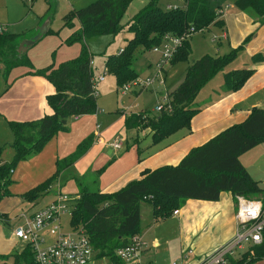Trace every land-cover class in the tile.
<instances>
[{"label":"crops","instance_id":"1","mask_svg":"<svg viewBox=\"0 0 264 264\" xmlns=\"http://www.w3.org/2000/svg\"><path fill=\"white\" fill-rule=\"evenodd\" d=\"M217 1L221 4L218 18L223 21V26L220 28L210 25L208 29L217 31L212 36L213 42L217 40L218 45L221 42L226 44L219 46L214 55L223 54L232 48L238 50L234 58L222 70L215 73L197 93L194 104L199 111L191 118L189 128H179L159 141L152 142L148 129H127L125 125L127 114L151 112L147 107L139 106L136 101L133 107L138 108L132 110L133 108L121 106L117 100L102 101L98 98L97 113L70 117L66 130L59 131L41 151L18 162L12 171L9 186L11 194L0 200V214L8 216L9 211L20 206L21 211L33 213L52 201L57 191L77 196L81 187L85 186L100 192L112 193L127 182L139 178L145 169L176 165L193 147L203 144L228 126L241 122L252 108H264V16L258 17L250 12L241 11L230 0ZM73 2L71 0L68 3L65 13L76 8ZM179 2L180 0L176 4ZM131 4L132 2L128 7L132 8V12L127 20L145 2L134 6ZM7 23H4L7 31L18 37L6 48L15 45L17 55L27 59L29 63L23 61L8 66L4 64V60L9 61L13 52H6L5 58L1 55L0 144L5 148H8L13 141V134L8 128L7 121L33 120L52 112L46 96L54 92V86L45 76L35 73V70L48 65H53L55 68L60 63L75 58L80 52L79 44L72 46L64 44L63 41L72 30L65 29L62 37L63 21L62 25L58 26V36H52L55 40L44 41V43L50 42L53 48L55 47L56 55H59L60 60H56L54 64L46 62L45 54L48 49L40 46V41L48 36V31L54 29L50 16L45 18V16L33 15L31 26L20 31L10 30ZM73 26L76 30L80 24L74 20ZM41 28L40 38L32 44H27L26 42L31 40ZM121 48L123 47H120L116 53ZM258 53L261 54L262 59L252 62V56ZM160 58L158 52L149 50L147 63L140 66V75L145 77L152 74L153 65ZM90 64L92 69L97 67L92 58ZM176 64L164 66L163 83L140 89L135 93H126L137 98L146 90L158 94L157 90L160 89L164 91L162 97L166 100L157 101L154 107L165 103L168 100V93L182 81L188 63L182 65L183 70L179 78L173 73ZM242 67H251L254 69L253 74L238 90L225 91L224 75ZM105 73L106 68L103 73L94 75L93 81L95 80L96 83L104 81ZM100 75L103 76L102 80H98ZM94 89L97 96L96 86ZM118 90L120 91V88L116 87L115 91ZM151 113L156 114L157 111L153 110ZM117 136L121 139L120 147L113 148L112 143ZM88 137L93 138L85 152L70 166L56 174L57 163L72 154ZM239 159L250 176L264 189V140L241 154ZM3 162H7L6 159H0V163ZM54 174L56 175L48 189L36 199L28 201L21 196L22 193L36 187ZM176 209L177 212L173 213ZM235 210V196L230 191H222L217 200L186 198L180 201L179 206L169 215L159 218L154 217L152 204L147 200L142 201L140 230L135 235L142 243L141 261L150 264H170V261L180 259L183 264H196L201 257L210 254L231 239L235 232ZM6 216L0 217L3 232L0 238V257L18 253L24 247L13 234V228L19 221L18 216L14 221H9ZM244 249L230 257V264H239L242 253L246 251ZM249 264H264V258Z\"/></svg>","mask_w":264,"mask_h":264},{"label":"trees","instance_id":"2","mask_svg":"<svg viewBox=\"0 0 264 264\" xmlns=\"http://www.w3.org/2000/svg\"><path fill=\"white\" fill-rule=\"evenodd\" d=\"M241 10L258 17L264 16V0H230ZM132 0H94L86 6L72 8L62 17L63 26L77 20L80 27L65 39L67 44L82 42L78 56L60 63L36 69L54 86V92L46 96L52 112L40 118L25 121H7L13 134L10 146L13 157L0 163V200L9 196L11 173L16 164L29 155L39 152L59 131L66 130L70 117L98 112L97 96L93 86L94 72L90 64L92 54L85 42L97 34L129 32L120 53H113L105 60V68L116 80L117 88L137 77L132 66L135 50L142 47L152 50L165 34L183 36L190 28L196 31L210 25L223 26L218 18L221 4L217 0H184L176 8H163L158 0H147L125 23L122 17ZM54 30H49L52 33ZM18 35L7 30L0 33V60L6 52H13L8 66L29 63L17 55L16 46L6 48ZM191 37V36H190ZM190 37L182 41L170 59V64L187 62L182 81L171 92L163 108L153 114L149 111L130 112L126 116L127 129H148L152 142L168 136L175 130L189 128L191 118L199 111L194 99L201 87L236 55L238 48L218 55L203 54L188 62L191 52ZM5 53V54H4ZM262 59L252 56V62ZM251 67L236 68L224 75V90L236 91L253 74ZM171 106V111L167 107ZM93 137L80 143L76 150L57 163L56 174L70 166L89 147ZM264 140V108H252L241 122L223 129L206 142L190 149L176 165H163L145 169L139 178L127 182L112 193L81 187L72 204L69 227L82 228L89 238L97 257H105L114 264H123L116 256L117 248L128 244L140 230V203L149 201L155 218L169 215L186 198L217 200L222 191H230L246 197L264 194V189L253 179L239 157ZM4 145H0V155ZM54 174L21 196L28 201L36 199L52 182ZM264 197V196H263ZM6 216L0 214V217ZM8 256V255H6ZM10 256L15 264H35L33 251L25 245ZM264 258V230L262 241L250 245L239 260L249 264Z\"/></svg>","mask_w":264,"mask_h":264},{"label":"built area","instance_id":"3","mask_svg":"<svg viewBox=\"0 0 264 264\" xmlns=\"http://www.w3.org/2000/svg\"><path fill=\"white\" fill-rule=\"evenodd\" d=\"M30 1V0H29ZM144 2L145 0H138ZM180 4H166L165 8H176ZM7 30L4 23H0V33ZM195 31L190 28L183 36L165 34L159 45L152 48L160 54V63L157 64V73L144 79L137 78L134 84L139 88L152 87L154 78L160 77L159 83H163L162 68L169 65L172 55L181 45L182 41L189 38ZM122 51V48L118 53ZM100 75L98 80H102ZM133 82V81H132ZM131 82V83H132ZM130 83L120 87L122 93L130 90ZM96 82L93 81L95 87ZM96 94V92H95ZM167 102V101H166ZM165 102V103H166ZM164 104V103H163ZM163 104H157L154 109L159 112ZM171 111V106L167 107ZM120 137H116L112 143L113 148L120 147ZM78 197L68 193L57 191L52 201L43 208L33 213L23 212L18 215L19 221L13 228L16 237L24 246L29 245L33 251L35 264H96V260L108 262L102 264H114L105 257H97L88 236L82 228H64L62 216L71 214L72 204ZM235 232L230 240L216 248L210 254L201 257L196 264H230V257L246 246L257 245L262 241L264 230V197H246L241 194L235 195ZM177 209L173 211L176 213ZM141 241L134 235L130 242L116 249L115 254L123 264H150L141 261ZM5 264H15L6 262ZM170 264H183L180 259L171 261Z\"/></svg>","mask_w":264,"mask_h":264},{"label":"rangeland","instance_id":"4","mask_svg":"<svg viewBox=\"0 0 264 264\" xmlns=\"http://www.w3.org/2000/svg\"><path fill=\"white\" fill-rule=\"evenodd\" d=\"M70 1L71 0H33V2H31L28 0H0V22H4V23L8 22L9 23V29L11 28L10 30L16 29V30L20 31V30L25 29L27 26H31V19L33 18V15H37L39 17L45 16V18H46V16H50L51 23H52V26L54 28L53 29L54 32L49 33L48 36H46V38L44 40L42 39L40 41V43H41L40 46H45L48 49L47 53L45 54L46 62L50 63V64H54L56 62V60L57 61L60 60L59 55H56L55 47L53 48V46L51 45L50 42L44 43V41L55 40V38L52 36L53 35L58 36V29H59L58 26L62 25V21H63L62 17L66 14L65 13L67 10L66 7ZM73 1H74L73 2L74 7L80 8V7L86 6L87 4L93 2L94 0H82L79 2L76 0H73ZM146 1L147 0H145L144 2H146ZM144 2H142V3H144ZM167 2H169L170 4L175 2L174 4H176L178 2V0H158V5L164 8L166 6ZM180 3L181 2H179L178 4H180ZM135 4L140 5L141 2H138V0H133L131 6H134ZM131 12H132V8L128 7L126 9L123 17H122L121 22H125ZM62 29H63L62 35H61L62 37L65 34V29L72 30L70 32V34H68L67 36H70L75 31L73 24H72V26L71 25H67V26L62 25ZM216 33H217L216 29H204L202 31H196L191 35V37H190L191 52H190V55L188 58V60H189L188 62H190L193 58H199L200 56H202L205 53L214 55L217 52L216 49L219 46L226 44V42L219 41V42H221V44L218 45L217 40H216V42L212 41V36H213V34H216ZM130 37H131V33L124 31V32L116 33V34H104V35L97 34V35L92 36L86 40L85 45L87 46V49L89 50V52L92 54L93 62L97 66V67L93 68L94 75H96L98 73H103V70L105 68L104 63H105L106 58L109 55L116 53V51H118V49L120 47H123ZM63 42L66 46H72L73 44L77 43L80 45L79 51H81V49H82V42L76 41V42H73L72 44H67L65 42V40ZM49 50H50V52H49ZM226 52H228V51H226ZM147 58H148V51L147 50H144L142 47H138L135 50V52L133 54V58H132V66L135 69V71L137 72V77L133 78L131 81L127 82V84L130 83L129 84L130 90L128 92H130V93L134 92L135 93L136 91H139L140 89H147L148 87L147 88H141V87L139 88L138 86H136L134 84V81L137 78L144 79L146 77H150V76L154 75L155 73H157V70H158L157 64L160 63V59L154 63L152 74L145 76V77H142L140 75L141 74V67L140 66H142L144 63H147L146 62ZM186 64H187V62H183V63L178 62L175 66V69L173 70L174 76H177L179 78L180 73L183 70L182 65H186ZM163 71H164V68H162V72ZM150 72L151 71H149V73ZM104 76H105V80L102 82H98L95 85L97 93H98L97 94V101H98V98H100L102 101H108V100L115 101V100H117L121 106L133 108L132 110H136L138 108V107H135V108L133 107L134 103H136V101H137L139 103V106L147 107V109H149L151 112H153V110H155L154 105L157 101L160 100V101L164 102L166 100L164 97H162V94L164 91L160 90V89L157 90L158 94H156L154 91L146 90L145 92H143V94L141 96H139L137 98L130 93H128V94L127 93H121L119 90L116 92L115 88L117 87V84H116L115 77L111 73H109L107 70H106V73ZM159 80H160L159 76L157 78H154L155 83L153 85H158ZM0 145H2V144H0ZM13 153L14 152H13V149L11 146H8V148L4 147L3 151L0 155V159L4 158V159H6L7 162H10L12 157H13ZM11 176H12V173H11ZM263 196H264V194H261V195H258L257 197L262 198ZM23 212H25V211H21V206H20L17 209H13V210L9 211L10 215L7 214L8 216H6V217H7V219L8 218L10 219V220L8 219L9 221H14L15 217L20 215ZM61 218H62L64 228H68L69 214L66 213ZM1 225L2 224H0V238H1V235L3 233ZM247 248H248V246L245 247L244 250H246ZM14 260H15V258L13 256H9V255L8 256H1L0 257V264L4 263L6 261L14 262ZM106 262H108V261L107 260H103V261L102 260L101 261L96 260V264H102V263H106Z\"/></svg>","mask_w":264,"mask_h":264},{"label":"water","instance_id":"5","mask_svg":"<svg viewBox=\"0 0 264 264\" xmlns=\"http://www.w3.org/2000/svg\"><path fill=\"white\" fill-rule=\"evenodd\" d=\"M41 32H42V28L39 30V32H38L37 34H35V35L31 38V40L27 41L26 43H27V44H32V43H34L35 41H37V40L40 38L41 34H42Z\"/></svg>","mask_w":264,"mask_h":264}]
</instances>
